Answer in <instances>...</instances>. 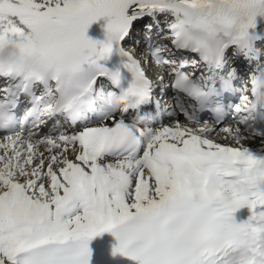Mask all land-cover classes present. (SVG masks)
Here are the masks:
<instances>
[{
	"label": "snow or ice",
	"instance_id": "snow-or-ice-1",
	"mask_svg": "<svg viewBox=\"0 0 264 264\" xmlns=\"http://www.w3.org/2000/svg\"><path fill=\"white\" fill-rule=\"evenodd\" d=\"M145 19L163 108L124 46ZM0 58V264H91L104 233L131 264H264V0H0Z\"/></svg>",
	"mask_w": 264,
	"mask_h": 264
},
{
	"label": "bare ground",
	"instance_id": "bare-ground-1",
	"mask_svg": "<svg viewBox=\"0 0 264 264\" xmlns=\"http://www.w3.org/2000/svg\"><path fill=\"white\" fill-rule=\"evenodd\" d=\"M139 26L142 27V25H139ZM97 28H98V26H93V28L90 29V31L88 33L89 36L94 34V32L97 30ZM238 72H239V70H238ZM166 119L162 120V122L166 121ZM179 119L184 120V117L181 115V116H179ZM67 129L71 130V128H67ZM248 143L250 144L251 147H257L259 142L258 141H249ZM104 236H105V240L99 239L97 237L96 239H98V240L94 239L95 241L92 240L90 242V244H92V246H94L93 247L94 250L92 252V257H91V264H131V262L128 261L126 258L119 257V256H117V257L111 256V249L115 245V239L110 233H108V236H107V234ZM106 236H107V238H106ZM101 241H103V244H98Z\"/></svg>",
	"mask_w": 264,
	"mask_h": 264
},
{
	"label": "rangeland",
	"instance_id": "rangeland-1",
	"mask_svg": "<svg viewBox=\"0 0 264 264\" xmlns=\"http://www.w3.org/2000/svg\"><path fill=\"white\" fill-rule=\"evenodd\" d=\"M150 23H152L151 20H149V19H145V24H144V26H143V30H142V32L140 33L139 30H136V28H134V29H133V33H132V37L136 38V37H137V33H140L142 36L146 37V34H147L148 32H147V30H146V28H145V25L150 24ZM152 33H153L154 35H157V34H158L155 30H154ZM156 40H158V38H157ZM159 42H160V43H165L166 41H163V42L159 41ZM258 46H261V45L258 44ZM138 55L141 56V57H144V56H143V55H144V51H143V50L139 51V52H138ZM261 61H264V58H262ZM255 65H256V64H252V67H254ZM149 69H150V74H152V75H154V76H156V75L158 74V70H157V69H155V68H149Z\"/></svg>",
	"mask_w": 264,
	"mask_h": 264
},
{
	"label": "clouds",
	"instance_id": "clouds-1",
	"mask_svg": "<svg viewBox=\"0 0 264 264\" xmlns=\"http://www.w3.org/2000/svg\"><path fill=\"white\" fill-rule=\"evenodd\" d=\"M4 60H5V58H0V66L3 65ZM261 191H264V188H262Z\"/></svg>",
	"mask_w": 264,
	"mask_h": 264
}]
</instances>
